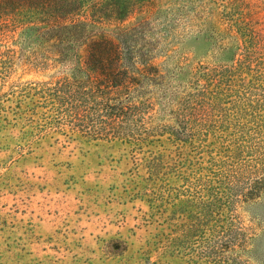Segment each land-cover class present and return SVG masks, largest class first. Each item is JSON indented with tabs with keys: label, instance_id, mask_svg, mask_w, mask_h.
<instances>
[{
	"label": "rangeland",
	"instance_id": "374dc122",
	"mask_svg": "<svg viewBox=\"0 0 264 264\" xmlns=\"http://www.w3.org/2000/svg\"><path fill=\"white\" fill-rule=\"evenodd\" d=\"M62 2L0 1V264H264V192L186 229L194 176L255 139L264 0H135L124 21L128 0H82L86 35L134 56L119 93L42 24ZM218 73L233 92L215 102L202 91Z\"/></svg>",
	"mask_w": 264,
	"mask_h": 264
},
{
	"label": "trees",
	"instance_id": "16d2710c",
	"mask_svg": "<svg viewBox=\"0 0 264 264\" xmlns=\"http://www.w3.org/2000/svg\"><path fill=\"white\" fill-rule=\"evenodd\" d=\"M21 1L28 5L35 4L44 7L46 0ZM81 1L63 0L58 12L40 14L43 17L42 24L51 26L49 32L58 33L54 37L59 43L64 42L65 39L81 43L80 56L86 64L87 70L96 74L97 77L101 76L107 80L108 85L105 86L107 91H113L114 89V93H119L124 87V84L119 79L127 77L129 75V67L135 66L134 56L130 52L127 57H122V42H117L105 32L98 36L86 35L85 28L87 23L85 22H92L93 19L86 17L84 21H81L82 8L78 6ZM153 1L143 0L144 6L142 7L146 5L148 7ZM128 5L130 10L125 13L115 12L111 16L112 20L124 21L130 16L133 9H135V0H128ZM75 18L80 21L78 23L75 22ZM68 22H71V24H67ZM124 61L128 66L123 65ZM151 66L147 62L141 64L140 67L134 68L137 73H140L149 71ZM204 79L207 85L202 91V97L205 99L208 98L216 102L221 100L223 96L233 92L232 81L225 78L223 73H218L216 76L206 74ZM224 85L227 86L229 92H224ZM253 103L250 102L247 106L252 110L249 115L254 119L253 126H251V139L254 138L253 136H255V139L248 141L247 145L242 146L246 157L239 159L231 166L220 165L219 167L211 168L207 175L200 173L194 176V194H192L193 198H191L192 200L189 203H196L201 206L199 207V212L196 213V219L189 221L186 225L187 230L199 229L200 225L198 223L203 219L204 209L207 204L216 205L217 203H223L229 208L237 200H254L264 192V102H256L258 107H255ZM248 107H245V109L247 110ZM151 160H158V158L153 155ZM203 170H208V168H203ZM190 217L188 216L186 219L189 220ZM209 254L211 253H207L205 256L209 258Z\"/></svg>",
	"mask_w": 264,
	"mask_h": 264
}]
</instances>
